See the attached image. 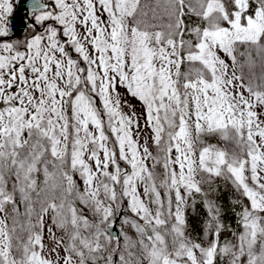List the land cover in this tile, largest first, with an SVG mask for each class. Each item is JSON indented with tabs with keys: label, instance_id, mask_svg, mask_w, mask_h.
<instances>
[{
	"label": "snow or ice",
	"instance_id": "6c2138e0",
	"mask_svg": "<svg viewBox=\"0 0 264 264\" xmlns=\"http://www.w3.org/2000/svg\"><path fill=\"white\" fill-rule=\"evenodd\" d=\"M24 9L0 0V264H264V0Z\"/></svg>",
	"mask_w": 264,
	"mask_h": 264
},
{
	"label": "water",
	"instance_id": "95a60500",
	"mask_svg": "<svg viewBox=\"0 0 264 264\" xmlns=\"http://www.w3.org/2000/svg\"><path fill=\"white\" fill-rule=\"evenodd\" d=\"M14 13H13V23L16 26V28L22 29L23 28V20L22 17L24 16L25 9H24V0H21L20 5L17 7L15 4L14 8ZM22 34L21 32H18V35ZM115 234V233H114Z\"/></svg>",
	"mask_w": 264,
	"mask_h": 264
},
{
	"label": "rangeland",
	"instance_id": "374dc122",
	"mask_svg": "<svg viewBox=\"0 0 264 264\" xmlns=\"http://www.w3.org/2000/svg\"><path fill=\"white\" fill-rule=\"evenodd\" d=\"M14 8H15V0H14ZM119 91H120V93H121L122 95L125 94V89H124L123 87H121V88L119 89ZM127 99H128V101H129V103H130L131 105L135 106V110H136V112H137V115L139 116V115H140V112H141V105H140V103H139L136 99L131 98L130 96L127 97ZM125 111H129V109H128V108H125ZM140 123H141V125L143 126V124H144V120H143V117H142V116L140 117ZM143 135H144V138H147L148 133H147V132H144ZM210 142H215V141H210Z\"/></svg>",
	"mask_w": 264,
	"mask_h": 264
},
{
	"label": "trees",
	"instance_id": "16d2710c",
	"mask_svg": "<svg viewBox=\"0 0 264 264\" xmlns=\"http://www.w3.org/2000/svg\"><path fill=\"white\" fill-rule=\"evenodd\" d=\"M229 195H230L229 193H225L224 196H223V201H224V203L226 205H227V202H228ZM226 219H228V217H226ZM199 223H200V218L199 217H194L192 219V227L195 230L194 233H193L194 235H198L199 232H200Z\"/></svg>",
	"mask_w": 264,
	"mask_h": 264
}]
</instances>
